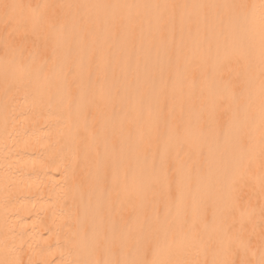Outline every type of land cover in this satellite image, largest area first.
Wrapping results in <instances>:
<instances>
[{
    "label": "bare ground",
    "instance_id": "6f19581e",
    "mask_svg": "<svg viewBox=\"0 0 264 264\" xmlns=\"http://www.w3.org/2000/svg\"><path fill=\"white\" fill-rule=\"evenodd\" d=\"M124 1L107 0L102 22L99 0H0V264H264V0H190L172 37L185 50L163 52L172 20L155 46L139 41L153 26ZM178 1L162 0L170 18L183 15ZM118 25L120 52L182 57L163 79L185 82L167 96L146 89L152 106L128 104L143 118L124 133L103 67L114 48L102 32ZM78 34L97 46L83 50ZM143 61L138 81L155 74ZM164 127L171 139L159 142ZM153 162L168 183L148 175Z\"/></svg>",
    "mask_w": 264,
    "mask_h": 264
},
{
    "label": "rangeland",
    "instance_id": "374dc122",
    "mask_svg": "<svg viewBox=\"0 0 264 264\" xmlns=\"http://www.w3.org/2000/svg\"><path fill=\"white\" fill-rule=\"evenodd\" d=\"M11 5L14 7L16 5V0H11ZM147 0H131V3H129V10L131 12H137L140 16L143 18V23H151L152 29L146 32H141L137 38L139 41H153L154 46L155 42L157 41L158 38V27L161 24L167 25L169 20H172L168 26H166V30L170 34V41L168 43H158V46H156L157 49H159L161 52H163L165 49H180V50H185L184 48V41L181 39L178 42H175L172 37L174 36L175 30L177 28V21L184 20L186 21L187 15H188V7L190 0H179L176 5V9H182L183 15L178 18H170L168 16V12L165 11V9H162V0H151L149 2V5L144 6L146 4ZM201 2V0H200ZM121 3H126L124 0H113V4H121ZM200 5V3H199ZM142 6V8H140ZM201 6H205V4H201ZM111 8L112 6H109V3L107 0H99L97 3V9L100 11V16H101V21L106 22L108 20L109 14L111 13ZM38 7H35V10H37ZM146 17V18H145ZM117 33L116 35H108L107 33L102 32V38L106 43L114 48V51L110 53L105 58L104 62V71H105V81H106V87H107V93H106V100L107 102H112L113 98L115 95H119V99L123 102V108L120 113H117L115 109L111 110V115L114 120V122H119V129H116V131H121L124 133V128H125V122L126 119L129 118L130 116L135 117L136 119L140 121V119L143 118V115L141 113H134L131 111L129 107H127L128 104H138V105H153V103L149 99H143V93L146 89H151L153 92H155L156 96H159L161 93L162 95H169L171 93H176L178 91V87L185 83L182 81L181 83L178 84H173L170 80L168 79H163V73H164V68H167L169 71V74L172 75V72L174 71L175 64L180 61L182 57H169V58H160L158 53L154 54V50H150L149 47L145 46H133V50L130 52V56H128L127 53L125 52H120L119 46H120V37H121V32L123 30L122 25H118ZM47 35L50 34H55L54 26L52 23L49 24L47 27ZM80 37H82L81 41H86L83 44V50L89 49L91 47L97 46L96 43L92 44L88 41V39H84V36L81 34L76 35V38L80 40ZM153 46V47H154ZM168 46H170L168 48ZM71 50L68 49L67 52V60L71 59ZM84 55H82L83 57ZM143 58L142 62V67L145 70H153L155 73L154 76H150L148 73H145L142 77V80L138 81L137 79V74H136V69H135V63L134 61L137 58ZM144 57H146L144 59ZM83 63V61H81ZM72 68L71 66H68L64 68V72L66 73V77H70L72 74ZM123 68V71L121 74H112L113 69H121ZM173 69V70H172ZM90 81L92 80L93 82V87H94V92L97 91L98 83L96 84L91 77L89 79ZM132 85L131 88L129 86ZM181 87V86H180ZM181 89V88H180ZM163 108L162 112L160 113V124L164 125L165 120H166V115H165V109H167V106L163 104L161 107ZM133 114V115H132ZM138 115V116H137ZM155 119V114L154 115H149L146 120L149 123H154L153 120ZM129 126V125H128ZM132 126V125H131ZM166 127V126H165ZM164 127V132L162 133V136L158 139L159 142L171 139L168 137V131ZM125 139L124 143H128L130 140V127L128 128V131L125 132L124 134ZM95 137H98L97 135H94V138L92 139L94 143L98 142L99 140ZM158 137V136H157ZM222 139V132L218 133V140L220 141ZM176 148H168L167 150H175ZM203 151H208L209 155H212V148H207L205 150L199 151L198 156H200V153ZM127 158V161L132 160L130 157V152L127 154L125 153V159ZM161 162H153L152 167H151V173L150 169L148 170V175H151L153 179L159 178L164 174L166 177L164 180L166 183L169 181V176L170 172L167 170H160ZM114 174L117 173V170L114 168L113 169ZM147 172L146 169H141L139 172V175L141 176L139 178L138 184L140 185V198L142 197V194L144 193V190H142L141 186L144 185V174ZM147 175V173H146ZM125 191L124 193H126ZM108 195L103 196L101 199L102 202H105L107 200ZM114 214V213H113ZM147 222H144L146 224ZM161 226V224L157 225L156 227ZM126 235H123L121 237L125 238ZM141 239L143 241L147 240L148 237L142 236Z\"/></svg>",
    "mask_w": 264,
    "mask_h": 264
}]
</instances>
